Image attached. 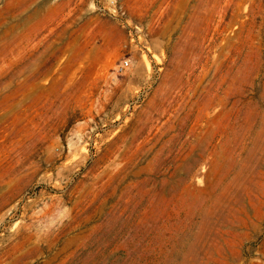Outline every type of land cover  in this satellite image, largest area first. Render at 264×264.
I'll return each instance as SVG.
<instances>
[{
  "label": "rangeland",
  "instance_id": "1",
  "mask_svg": "<svg viewBox=\"0 0 264 264\" xmlns=\"http://www.w3.org/2000/svg\"><path fill=\"white\" fill-rule=\"evenodd\" d=\"M0 264H264V0H0Z\"/></svg>",
  "mask_w": 264,
  "mask_h": 264
},
{
  "label": "built area",
  "instance_id": "2",
  "mask_svg": "<svg viewBox=\"0 0 264 264\" xmlns=\"http://www.w3.org/2000/svg\"><path fill=\"white\" fill-rule=\"evenodd\" d=\"M128 62L124 61L123 66H127Z\"/></svg>",
  "mask_w": 264,
  "mask_h": 264
}]
</instances>
